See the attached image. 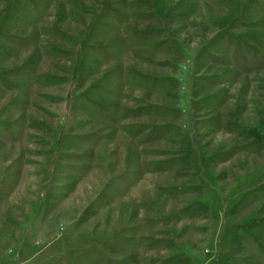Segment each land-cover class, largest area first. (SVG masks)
Masks as SVG:
<instances>
[{
	"label": "rangeland",
	"instance_id": "374dc122",
	"mask_svg": "<svg viewBox=\"0 0 264 264\" xmlns=\"http://www.w3.org/2000/svg\"><path fill=\"white\" fill-rule=\"evenodd\" d=\"M0 264H264V0H0Z\"/></svg>",
	"mask_w": 264,
	"mask_h": 264
}]
</instances>
